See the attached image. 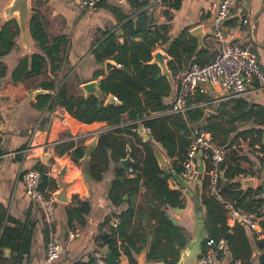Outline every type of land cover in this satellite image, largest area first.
<instances>
[{
  "label": "crops",
  "instance_id": "0c3cea01",
  "mask_svg": "<svg viewBox=\"0 0 264 264\" xmlns=\"http://www.w3.org/2000/svg\"><path fill=\"white\" fill-rule=\"evenodd\" d=\"M12 1L14 0H0V29L10 21L15 23L13 24L15 28L16 25L19 28L17 45L3 57L4 69L0 68V149L2 153L0 214L3 215V219L0 220V235H3L5 227L30 228L32 232L30 251L24 254L22 264H43L49 241V229L44 224L40 210L28 196L21 175L24 169L40 164L51 172L52 192L63 194L65 197V200H58L56 205L54 227L63 250L55 264H87L94 253H102L104 249L112 251L107 245L103 246L105 244L103 239L110 235L104 232L110 233V228L117 225H113V222L116 219L117 223L119 222L116 215L127 209L130 204L136 207L146 206L148 192L145 187H142L139 193L132 196L124 195L123 204L114 205L110 193L120 164H111L101 180L94 179L90 171V151L93 145L88 142L96 135L87 143L67 139L76 131L89 129H85V124L69 115L63 107L57 106L52 112L49 111L48 105L42 108L40 96L45 93H52L55 96L67 79L79 82L81 93L85 95L81 85L92 81L98 82L103 77L101 75L96 78L95 75L99 70L107 73L106 62L100 64L95 57L94 51L98 44L112 34H116L118 40L123 43L127 37L123 32V26L132 21L134 28H137L141 14L148 16V26L152 30L166 25L170 40L180 37L183 33L193 35L198 39L199 49L205 48L209 51L205 61L211 60L215 48L211 36L213 16L222 0H103L90 9L80 8L76 0H29L31 8L29 20L33 15H38L47 29L50 44L54 46L57 42L61 43L59 60L55 63L59 67L52 70L53 66L48 60L47 67L39 76L25 75L30 69V63L25 65L22 60L41 50L31 36L30 23L29 35L20 29L18 12L13 13L9 10V4ZM245 19L248 23L244 22ZM197 29H201V36L199 35L201 38L194 34L197 33L195 31ZM226 31L232 41L241 44L250 43L253 46L257 53L258 64L264 72V0H236L226 20ZM134 39L141 40L139 36ZM156 51L162 52L167 63L169 62L171 57L165 45L158 44L154 49V52ZM55 77L57 79L54 81L53 88L43 86V82H49V79ZM171 85V100L169 99L168 103L175 98L177 76H173ZM222 93H224L222 87L201 84L192 96L211 99L214 107H208V109L215 110L223 105L229 107L230 100L234 98L229 92L228 98L220 99V102L215 104L216 98ZM237 96H243L251 106L258 105L264 108V93L260 90ZM154 114L165 116L169 115V111L167 109ZM228 117L226 114L225 119ZM123 119L124 122L116 125L115 129L131 123L128 114H125ZM226 124L229 128H233L228 134L229 141L232 142V145L227 148L228 160L232 161L234 166L237 165L249 173L241 174L236 180L245 183L247 179H251V182L244 185L240 183L241 188L256 191L262 187V192L256 197L264 198V152L258 151L260 144L252 143L257 135L250 130L255 126L258 128L257 122L254 118H237L232 124L228 122ZM104 126L91 130L101 129ZM145 131L151 134L146 128ZM151 139H153L152 135ZM67 144L71 146L67 147ZM80 144L87 145L89 155L85 160L73 162L68 154ZM154 144L158 152L167 160L164 171H171L168 173L172 177L169 179V186L172 189L183 190L186 199V207L181 209L180 213L175 212V208L171 207L167 209V213L177 220V224L185 227L189 237L192 238L196 228V205L188 189L180 185L173 175L177 173L175 159L168 157L160 143L154 141ZM198 167L199 170L203 168L202 179L190 185L189 189L193 192L197 190L200 196L201 189L197 187V184H201L203 177L207 174V158L203 153L199 155ZM133 176L134 174L129 175V177ZM178 176L181 177V174ZM79 199L88 201L90 209L85 214L84 224L75 219L71 227L68 209L78 206ZM244 228L246 229L245 226ZM71 230L75 232L73 237L70 236ZM248 232L254 233L252 230ZM256 232L260 233V238H264L261 235V226ZM14 236L15 232H11L10 236L6 235V240L13 239ZM17 241L21 243L22 237L19 236ZM1 250L0 264H14L17 252L13 247L5 245ZM147 251L148 246L136 255L135 258L139 264L153 263L146 259ZM220 254L217 264H242L240 261L232 260L227 248ZM261 254L262 251L254 243L252 264H259ZM119 264H130L128 257L123 253Z\"/></svg>",
  "mask_w": 264,
  "mask_h": 264
},
{
  "label": "trees",
  "instance_id": "16d2710c",
  "mask_svg": "<svg viewBox=\"0 0 264 264\" xmlns=\"http://www.w3.org/2000/svg\"><path fill=\"white\" fill-rule=\"evenodd\" d=\"M12 22L6 23L0 29V68L2 69H4L3 57L17 45L19 28L18 25L15 28L13 26L15 23ZM148 23V16L141 14L137 28H134L132 21L123 26V32L127 36L123 43L118 40L116 34H112L96 47L94 53L98 63L103 64L113 60L117 64L107 73L99 70L95 75L96 78L103 76L98 81L102 97L94 94L86 97L81 93L79 82L67 79L55 96L52 93L41 95L40 106L45 108L48 105L50 112L57 106L63 107L69 115L84 123L85 129L89 130L103 125H121L124 122L123 116L128 114L130 124L113 131H104L99 135L97 144L93 145L90 151V171L94 179L101 180L111 164L118 165L121 160L130 155L133 163L128 168L120 166L117 170V178L110 193L111 201L119 206L125 201L124 195L132 196L145 187L148 192L147 205L136 207L130 204L127 209L117 214L119 222L110 228V235L103 239L105 242L103 246L107 245L118 259L122 253L125 254L130 264H139L135 257L147 246L148 261L175 264L181 249L186 246L190 237L185 227L170 219L167 209L169 207L184 209L186 199L183 190L172 189L169 186V179L172 177L160 168L154 151V141L162 145L169 158L175 159V170L181 174L182 162L193 138L198 133H209L217 145L227 149L232 145L228 134L233 128H229L226 122L232 124L237 118H254L258 128L255 126L250 129L257 135L252 143L260 144L258 151L264 152V108L258 105L251 106L243 96H234L230 100L229 107L226 105L218 107L215 109L216 114L208 117L204 123L202 119L208 107L192 108L186 112V115L169 114L145 119V116L169 109L172 104L168 103L172 93L171 81L163 74L161 67L152 62L153 52L158 44L166 46V51L171 57L168 67L174 77L192 62L206 64L210 61H205L209 51L205 48L199 49L198 39L193 35L183 33L180 37L170 40L166 25L152 30ZM30 28L32 37L39 45L41 52L25 57L22 63L25 65L30 63L26 76H39L47 67L48 60L53 66L52 70L59 67L55 63L59 60L61 43L57 42L54 46L50 44L47 29L38 15L32 16ZM137 36L141 38L140 41L134 39ZM56 79L55 77L49 79V82H43V86L53 88ZM110 95L117 100L107 103ZM203 100L211 99L191 96L188 102ZM212 106L214 107L213 101L209 107ZM226 114L229 116L227 119H225ZM140 126L148 129L153 139L145 141L138 132ZM69 146L71 145L67 144V147ZM87 151V145L80 144L75 146L68 155L73 162H79L85 157ZM218 167L220 194L235 207L261 218V235L264 236V198L256 197L262 192V187L256 191L241 188V184L236 179L241 174L249 173L237 165L234 166L232 161L228 160V152L225 160ZM36 168L42 172L41 188L51 189L53 178L48 175L49 170L40 164L36 165ZM212 168V161L207 158V174L203 177L201 184H197V187L201 189L199 200L205 213L207 233L202 251L206 250L209 239L214 241L224 239L233 261L252 264L255 243L262 251L259 264H264V238H260L258 232L250 234L241 224L232 226L227 219L225 204L210 195L209 172ZM130 174L134 176L129 177ZM78 202V206L68 209L71 227L75 219L84 224L85 214L90 209L88 201L79 199ZM1 219L3 215L0 214ZM11 232H15L14 238L6 240V235L10 236ZM19 236L22 237L21 243L17 241ZM31 236L32 232L28 227L22 229L5 227L3 235H0V255L3 246H12L17 252L14 264H22L24 254L30 251ZM87 264H95L93 257Z\"/></svg>",
  "mask_w": 264,
  "mask_h": 264
},
{
  "label": "built area",
  "instance_id": "2783aa9c",
  "mask_svg": "<svg viewBox=\"0 0 264 264\" xmlns=\"http://www.w3.org/2000/svg\"><path fill=\"white\" fill-rule=\"evenodd\" d=\"M103 0H76L77 5L82 9H90L98 5ZM236 0H222L216 11L212 22L211 36L215 43L214 54L206 64L192 62L185 66L177 74V88L175 98L168 109L169 114H182L192 108H207L211 100L189 103V98L194 94L196 88L201 84L222 87L229 90L233 96L243 95L250 91L260 90L264 93V72L258 64L257 53L250 43H237L232 41L226 31V20L231 13V9ZM248 23V20H244ZM157 116L151 114L145 116L151 118ZM115 126L105 125L97 130L76 131L69 140L87 143L95 135L104 131H113ZM25 152V150L23 151ZM203 153L206 158H210L213 164L209 172L208 190L227 209V219L229 223L247 226L256 232L260 227L259 218L241 208H237L233 203L227 202L220 194L219 185V164L225 160L227 149L217 145L209 133L200 132L192 140L186 157L182 162L181 177L187 182H196L200 175L198 158ZM2 157L0 149V158ZM51 174L50 171L47 172ZM22 180L31 201L40 210L44 224L49 229V241L46 248V255L43 264H55L62 253V245L55 233L56 205L58 200L54 197L51 189L41 188L42 172L36 167L24 169L21 172ZM117 224L116 221L113 225ZM75 232L70 231L73 237ZM206 250L202 251L196 264H217L221 252L227 248L226 240L214 241L209 239L206 243ZM95 264H108L105 256L101 252L93 254Z\"/></svg>",
  "mask_w": 264,
  "mask_h": 264
},
{
  "label": "water",
  "instance_id": "95a60500",
  "mask_svg": "<svg viewBox=\"0 0 264 264\" xmlns=\"http://www.w3.org/2000/svg\"><path fill=\"white\" fill-rule=\"evenodd\" d=\"M13 2V3H12ZM9 4V10L13 13L18 12L19 17H20V29H22L27 35L30 34L29 32V23L31 22V19L29 20V13H30V5H29V0H14ZM215 17V14L213 16V18ZM200 30L201 29H197L195 30L197 33H194L196 35H198V37H200ZM200 35V36H199ZM32 36V34H31ZM201 38V37H200ZM153 63L158 64L164 75L168 76V78L170 79V81H173V75L172 72L170 71L169 67H168V63L166 61V58L164 56V54L160 51H156L153 52ZM117 66L116 63H114L113 61L108 60L106 62V68L107 71L110 70L111 68ZM81 88L83 89L85 96L89 97L91 95H96L98 97H102V91L99 87V82H88L85 84L81 85ZM230 96L229 90L224 89V93L220 94L218 98H216L215 104H218L220 102V99H226ZM117 98L114 97L113 95H110L107 98V103L116 101ZM216 114V111L214 109H206L205 110V115L202 119L203 123L205 122V120L210 117L211 115ZM138 132L142 135L143 139L145 141L150 140L151 139V134L147 133L145 131V128L143 126L139 127ZM98 138L99 135H96L91 141L88 142V144L90 145H96L98 142ZM128 151H130V147H128ZM154 151L156 154V157L158 159L159 162V166L161 169L165 170L164 167L167 164V160L158 152V149L155 147L154 144ZM89 153L88 151L86 152L85 157L82 160L87 159ZM131 163H133V159L131 158L130 155H128L126 158H124L123 160H121L120 162V166L122 168H128ZM200 175L199 177L196 179V181L200 182L203 176V168H200ZM168 173H171V171H165ZM62 173L64 174L65 171L63 170ZM174 177L176 178V180L178 181V183L180 185H182L185 189H188V193L191 196V199L193 201V203L196 205V228L194 231V234L192 236V238L189 239V241L187 242L186 246L181 249L180 251V256L178 261L175 264H196L198 258L200 257L202 250H203V246H204V242H205V237H206V229H205V217H204V212H203V207L200 203L199 200V192L196 191H192L189 189V186L194 184L195 182H187L184 179H182V177H179L177 173H173ZM223 176V175H222ZM247 182H251V179H247ZM238 181V180H237ZM239 182V181H238ZM241 183V182H239ZM243 181L241 184H245ZM54 197L57 200H65L64 195H60V193H54ZM181 208H175V212L180 213ZM170 219L177 224V220L170 216ZM246 229L248 231H251L249 227L245 226ZM104 234H110L109 232H104ZM102 254L105 256L106 261L108 264H118L119 263V259L116 257L115 253L112 251H108L107 249H104L102 251ZM151 264H168L166 262L160 261V262H153Z\"/></svg>",
  "mask_w": 264,
  "mask_h": 264
}]
</instances>
